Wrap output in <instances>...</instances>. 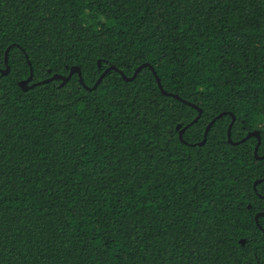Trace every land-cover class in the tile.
<instances>
[{
	"label": "trees",
	"instance_id": "obj_1",
	"mask_svg": "<svg viewBox=\"0 0 264 264\" xmlns=\"http://www.w3.org/2000/svg\"><path fill=\"white\" fill-rule=\"evenodd\" d=\"M8 47L0 264H264V0H0ZM145 63L184 142L149 67L88 89Z\"/></svg>",
	"mask_w": 264,
	"mask_h": 264
},
{
	"label": "water",
	"instance_id": "obj_2",
	"mask_svg": "<svg viewBox=\"0 0 264 264\" xmlns=\"http://www.w3.org/2000/svg\"><path fill=\"white\" fill-rule=\"evenodd\" d=\"M8 50H9V47L5 50V53H4V65H5V68H4V69H0V73H1L2 75H6V74L9 72V66H8V63H7V62H8ZM28 64H29V69H30L29 76H28L26 79L21 80V81L18 82V86H19L22 90H27V89L32 88V87H34V86H37V85H39V84H41V83H46V82H49V81H52V80H60V81H61V82H60V85H63V84H64V83H65V82H66V81H67V80H68V79H69L74 73L77 74V76H78V80H79L80 84L86 88V86H85L84 83H83L82 77H81L80 68H79L78 66H72V67H70V70H69V73H68L67 76L60 75V74H53L51 77H49V78H47V79H45V80H42V81H39V82H35V83H32V84H29V82H30L31 79H32L33 74H32V70H31V66H30V62H29V61H28ZM98 66H100V65H99V62H98ZM145 66L149 67L150 70L152 71V73H153L154 76H155V73H154L152 67H151L149 64H147V63L142 64L141 66L137 67L136 70L133 72V74H132L131 77H127V76H126L121 70H118L115 66H110V67L106 68V69L100 74L99 78H98L97 81L94 83V85H93L91 88H88V89H94V88L96 87V85L101 81V79L103 78V76H104L107 72H109L110 70H115V71H117V72L120 74V76L122 77L123 80H125V81H129V80L134 79L135 76L137 75V73L139 72V70H140L142 67H145ZM155 80H156V83H157V86H158L159 90H160L163 94H168V93H166V92L163 90V88H162V86H161V83H160V80H159V78H158L157 76H155ZM168 95H170V96H172V97H175V98H177V99L182 100L181 98H179L178 96H176V95H174V94H168ZM182 101H183L184 103H186V104H188V105L194 107V108L197 110V112H198V115H197V116H196V117H195L190 123H188L186 126H184L183 128L179 129V128H180V124H178V125L176 126V129H179V131H178L179 139H180L181 142H184L183 139H182V133H183V131L198 119V117L200 116L201 110H200V108H198L197 106H195L194 104H192V103H190V102H187V101H184V100H182ZM225 114H229V115L231 116V121H230V123H229V125H228V127H227V142H228L229 144H237V143H240V142H233V141L231 140V138H230L231 126H232V124H233V122H234V119H235L234 116H233V114H232V113H229V112H223V113H220L217 117L213 118V119L207 124V126H206V128H205V130H204V133H203V139H202V141H201V142L194 143V144H192L191 146H195V145H201V144H203V143L205 142V140H206V135H207V132H208L209 129H210L211 124L215 121L216 118H219V117H221V116H223V115H225ZM249 137H255V138L257 139L256 146H255V148H254V150H253V154H254L255 158H256V159H262V158H264V156L259 157V156L257 155V148H258V145H259V143H260V135H259V132L256 131V130H255V131H252V132H249V133H247V135H246L244 138H242L240 141L243 142V141H245V140H246L247 138H249ZM262 181H264V179H259V180H256V181L254 182V184H253V188H254V190H255V188H256V184H257V183H260V182H262ZM261 215H264V212L257 213V214L254 216L255 223H256V225H257L259 228H261V227H260L259 224L257 223V218H258L259 216H261ZM261 229H262V228H261ZM239 242H240V244H242V245L244 244V240H240Z\"/></svg>",
	"mask_w": 264,
	"mask_h": 264
},
{
	"label": "clouds",
	"instance_id": "obj_3",
	"mask_svg": "<svg viewBox=\"0 0 264 264\" xmlns=\"http://www.w3.org/2000/svg\"><path fill=\"white\" fill-rule=\"evenodd\" d=\"M258 119H264V117H257Z\"/></svg>",
	"mask_w": 264,
	"mask_h": 264
}]
</instances>
